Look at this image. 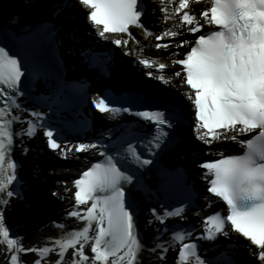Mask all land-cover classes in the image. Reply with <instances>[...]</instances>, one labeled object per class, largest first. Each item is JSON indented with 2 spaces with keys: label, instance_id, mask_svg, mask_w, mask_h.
<instances>
[{
  "label": "snow or ice",
  "instance_id": "obj_1",
  "mask_svg": "<svg viewBox=\"0 0 264 264\" xmlns=\"http://www.w3.org/2000/svg\"><path fill=\"white\" fill-rule=\"evenodd\" d=\"M160 3L163 15L150 27L143 19L149 11L145 0H0V35L22 33L36 45L41 60L51 46L65 44L69 55L88 57L92 53L83 41L91 29L104 41L110 40L109 34H121L122 38L110 41L117 47L133 40L142 44L132 29L155 37L156 51L165 54L168 64L178 66L168 76L179 74L177 82L184 86L181 96L194 116L190 125L194 138L218 157L203 161V150L197 148L187 158L204 170L207 193L222 201L226 210L204 217L196 235L193 226L170 223L188 219L191 196L180 206L156 198L159 208L147 209L145 226H157L152 247L146 248L138 230L137 194L156 197L144 182L146 174L154 172L162 181L176 174L162 161L184 142L178 127L187 120L186 109L161 103L133 110L115 106L113 98L98 99L94 104L100 113L116 119L130 116L134 127L121 124L102 131L95 142L64 145L47 114L36 105L28 106L32 74L0 47V257L5 264H26L22 255L29 253L34 254L32 264H143L145 250L159 251L165 264L170 251L175 252L173 264H236L230 258L214 261L203 255L218 247L221 239H232L233 233L250 242L257 264H264V0H208L210 6L198 13L192 11L193 5L199 9L204 0ZM31 16L40 18L33 23ZM164 25L163 31H156ZM180 48L185 50L178 56ZM126 55H133L131 49ZM137 63L150 79L167 82L161 75L163 63L142 53ZM26 73L28 79L23 80ZM67 87L58 81L52 97L45 98L46 106L53 107ZM49 99L53 103H47ZM41 129L46 146L62 152L65 159L69 152L91 151L102 159L72 181L74 205L67 215L82 226L65 230L67 225L58 223L57 237H48L43 246L25 247L23 238L7 225L6 212L13 199L23 200L21 165L14 153L29 152L27 141ZM249 134L250 138L241 139ZM226 141L237 144L242 154H225ZM230 251L238 252L239 244Z\"/></svg>",
  "mask_w": 264,
  "mask_h": 264
},
{
  "label": "bare ground",
  "instance_id": "obj_2",
  "mask_svg": "<svg viewBox=\"0 0 264 264\" xmlns=\"http://www.w3.org/2000/svg\"><path fill=\"white\" fill-rule=\"evenodd\" d=\"M149 1H150V3L152 5H151L150 16L147 15V19L149 21L151 20L150 21L151 24H156V23L159 22V19H160V17L163 14L160 13V9H159V6H158L159 4L156 3L157 0H149ZM142 35H143V38H144V40H142V44H147V45H151L152 44L153 45V43H154L153 48L149 47V49L151 50V52H149V53L152 56H156L158 59H160L161 52H157L156 49H155V44H156L155 40L156 39L153 38V37L152 38H148L146 36V34L143 33V32H142ZM130 46L134 47V48H138L137 46L132 44V42H130L129 47ZM133 52L135 54V51H133ZM168 72L163 70L161 74L163 76L167 77V82L166 83H168L171 86H174V83H175L174 79L175 78H172V76H168ZM190 136L192 138L191 141H190V146H191L192 149H194L196 140L193 138V134L192 133H190ZM183 137H184V135H183ZM181 144H185V141L183 143H181ZM231 144L232 143L226 141L224 143V146H229ZM185 154H186V151L182 150V152L178 155L179 159L180 158L182 159ZM55 155L60 160H67V161L69 160L68 164H71V166L69 165V166H67V168L54 170V171L49 170L48 166L42 167V169L39 172L38 176L47 174L45 176L48 177L49 183H46V184L43 185L41 183V180L38 179V176L36 175V172L33 171L34 168L33 167L29 168V171L26 168V174H27V176H29V179L27 180V186L28 187H27V190L25 192L29 195V201H34L35 202L34 203L35 209L40 210L41 213L40 214L37 213V217L40 220V222L38 224H36L35 227L32 226L33 227V231H31L30 228H29L28 231L22 230V228H20L19 226L18 227L16 226V224H17L16 222L17 221L14 220V222H12L13 230L16 233L17 232L21 233L20 237L23 238L22 242H23V245L25 247H31V246H34V245L35 246H43L47 242V240H43V236L45 234L42 235V237L40 235L41 234L40 231L42 229L40 231L37 230L39 228V226H44L43 229L46 232L50 231V227L47 226V224H46L47 222H46L45 215H44V211H47V210H45L43 208H40V205H45V202L42 201V199H44V198H47L49 202L51 201V204L54 203V201L52 200V193H53V189L54 188L59 190L58 192L62 194L63 198H62V200H59V203L55 204L54 206L53 205L51 206V212L50 213L53 215L55 221H57V222H62L63 220L66 219L65 216H64V212H67L68 206L71 205V203H72V200L69 198L70 192L67 191V188L60 186V184L58 182L53 181V179L61 178L63 180H68V179L74 177V175L77 174L76 170H77L78 166H81L82 164L83 165L86 164V163H83L84 162L83 158L86 157V154L78 155L77 153L69 152L67 159H62L61 158L62 156L60 157L59 154L55 153ZM30 156L32 157V155H30ZM73 156L76 157L75 160L72 159ZM36 157H37V159H41L42 158V156L40 154H38V155L36 154ZM177 161L179 162L178 159H177ZM55 176H56V178H54ZM69 185H71L70 182H69ZM200 186L202 188L203 183H201ZM19 204H21V203H19L18 201L13 200L11 206H14L15 208H17V206H19ZM23 207L25 209L27 207L30 208V206H28L26 204H23ZM12 209H14V208H12ZM49 209H50V207H49ZM7 212H8L7 218H9V219L11 218L12 219L14 216L12 215L13 217H11V213H9V211H7ZM202 213L203 212L199 213V215L202 214ZM143 215H145V214L143 213ZM196 216H197V214H195V213L191 214V218H194ZM23 217H24V219L27 218L26 217V212H25V214L23 213ZM26 220L30 221V218H27ZM71 221L72 220H70L69 218L66 220V222H69V223H71ZM156 226L157 225H154L153 227H150L151 230L154 231L153 229H155ZM165 239H167V237ZM149 255L150 256H142L141 259H142L143 264H164L158 258L159 257V252H155V253L149 252ZM169 256L170 257H168V259H167L168 260L167 264H173V257L170 254H169ZM240 257L243 258L242 255ZM145 258H147V259L149 258L150 261L146 260ZM33 259H34V254L29 253L27 255H22V260L25 261L26 264H28L29 261L33 260ZM53 259H54V257H53ZM253 259L254 260L252 261V258H250L249 262H252L253 264H257V261L255 260L254 257H253ZM0 264H5V262H4L2 257H0Z\"/></svg>",
  "mask_w": 264,
  "mask_h": 264
},
{
  "label": "rangeland",
  "instance_id": "obj_3",
  "mask_svg": "<svg viewBox=\"0 0 264 264\" xmlns=\"http://www.w3.org/2000/svg\"><path fill=\"white\" fill-rule=\"evenodd\" d=\"M176 84H177V83H174V85L176 86L175 88H177V89L179 90V87H180V86H179L178 84H177V85H176ZM178 86H179V87H178ZM171 88H173V86H171ZM63 167H65V166H63ZM61 168H62V167H61ZM55 178H56V176H55ZM55 181L58 182V183L60 184V186H62V187H65L63 184H64L65 182H68L67 180H63V179H61V178L55 179ZM65 188H66V187H65ZM61 199H62V197H61L60 199L58 198V201L61 200ZM146 260H147V259H146Z\"/></svg>",
  "mask_w": 264,
  "mask_h": 264
}]
</instances>
